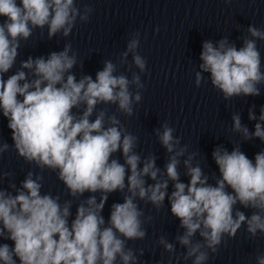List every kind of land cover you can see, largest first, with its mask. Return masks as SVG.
Listing matches in <instances>:
<instances>
[{"label":"clouds","instance_id":"9594fccd","mask_svg":"<svg viewBox=\"0 0 264 264\" xmlns=\"http://www.w3.org/2000/svg\"><path fill=\"white\" fill-rule=\"evenodd\" d=\"M93 11L88 5L78 7L76 0H0V113L8 121L13 141L11 145L0 141V156L11 147L26 164L41 172L51 170L71 197L61 201L59 194L42 193L44 177L32 170L19 187L11 179L13 173L0 171V184L9 178L8 187H0V239L13 242L0 243V264H142L143 249L134 250L128 242L146 238L145 224L152 217H145L138 201L159 211L166 198L183 232L177 233L175 244L164 236L158 244L170 255L179 244L185 249L183 260L191 264H207L225 237L235 238L242 227L252 239L258 233L264 237V151L253 162L240 144L230 152L217 145L212 152L219 170L218 177L212 174L214 184L201 164L193 163L198 153L188 152L167 121L154 129L167 153L163 170L154 153L142 156L137 151L139 137L128 131L116 112L132 117L142 100L141 74L147 60L138 51V31L119 54L120 66L128 64L131 55L129 71L132 66L139 70L130 79L112 60L103 61L95 79L83 72L78 78L73 70L83 63L70 42L47 57L21 60L5 79L17 63L22 42L35 30L43 36L46 28L49 40L57 35L67 38L78 21H89ZM247 33L239 48L226 36L216 44L203 42L202 63L195 71L197 87L209 74L208 80L225 101L261 94L264 71L257 41H264V29L249 25ZM101 105H114L116 112ZM254 107L248 118L258 120L255 130L250 132L237 113L231 131L244 141L258 138L264 143V106L259 117ZM118 152L123 163L115 158ZM181 158L188 183L181 181ZM86 192L92 195L81 199ZM114 192L122 194L123 202L111 205L106 221L102 212ZM73 200L79 203L70 221ZM237 205L251 209V215ZM255 264H264V253L255 256Z\"/></svg>","mask_w":264,"mask_h":264}]
</instances>
